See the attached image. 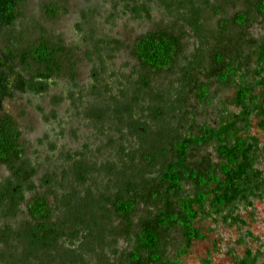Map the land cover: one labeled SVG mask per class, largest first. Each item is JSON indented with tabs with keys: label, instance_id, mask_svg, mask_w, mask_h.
<instances>
[{
	"label": "trees",
	"instance_id": "16d2710c",
	"mask_svg": "<svg viewBox=\"0 0 264 264\" xmlns=\"http://www.w3.org/2000/svg\"><path fill=\"white\" fill-rule=\"evenodd\" d=\"M27 2L0 0V159L22 131L3 101L47 97L50 110L37 108L53 120L49 91L58 78L74 94V130L103 137L106 156L99 146L102 165L94 160L73 176L59 171L70 178L66 211L50 222L51 203L33 201V231L20 237L34 247L44 234L45 255L63 264H182L180 255L205 237L198 218L238 222L239 204L264 193V146L252 133L264 131V0H109L106 20L121 8L149 28L130 40L93 38L97 9H81L78 42L53 28L69 10L66 0H41L33 14ZM123 50L128 60L116 71ZM85 62L91 69L84 79ZM224 88L234 90L232 98L223 99ZM37 172H23L24 180ZM55 175L47 168L41 176ZM6 233L0 258H17L15 235ZM245 237L262 243L251 232L242 243ZM261 256L246 246L233 264H257Z\"/></svg>",
	"mask_w": 264,
	"mask_h": 264
},
{
	"label": "rangeland",
	"instance_id": "374dc122",
	"mask_svg": "<svg viewBox=\"0 0 264 264\" xmlns=\"http://www.w3.org/2000/svg\"><path fill=\"white\" fill-rule=\"evenodd\" d=\"M27 1L28 14H33L39 8L41 0ZM66 2L69 5V10L53 24V28L67 42H78L84 39L83 34L79 33L76 27L81 19V12H79L81 9H97L93 25L99 34H96L93 38L106 34L116 36L121 40H130L137 33L148 29L150 25L146 21L132 19L129 14L123 13L121 8H119V13L114 18L106 20L111 12L109 0H66ZM260 32L263 33L262 30L257 29L256 34ZM126 55L127 53L124 50L117 55L114 62V70L121 69L123 62L128 60ZM90 69V65L87 62L81 64L84 79L88 76ZM59 83L61 88L66 82L61 79ZM114 90L115 92L119 91L116 88ZM53 91L54 89L51 87L49 94H52ZM233 92L232 88H224L220 95L223 96L224 100H228L232 98ZM39 104L43 106L46 112L50 110L49 98L47 97L32 98L27 94H18L11 100L6 99L3 101L4 110L15 117L16 122L21 126L22 138L27 140L31 146L38 145V141L43 135L52 139V130L55 128L53 120L45 121L43 119L37 108ZM71 110L73 108H71L69 103H63L59 107V119H62V121L64 119V121L68 122V125L72 123L71 129H74L73 125L76 124L73 122L74 118H72ZM212 113L210 112L209 119H212ZM209 119L207 118V120ZM78 127L79 130L85 129L82 126ZM252 133L259 138L260 143L264 146V131L253 127ZM41 146L38 152H42L41 156L43 159H50L45 163L50 165L53 154L47 150L44 151L45 144ZM28 152L31 153V150ZM260 168L264 170V153L260 159ZM45 169L47 168L44 167ZM237 211L240 220L230 224L218 221L214 215L198 218L196 226L201 229L205 237L194 240L180 255V262L182 264H202L207 260L208 264H233L235 257L241 255L246 246H250L253 249L259 248L261 250L262 256L257 264H264V193L260 197L251 198L248 203L239 204ZM246 232H251L257 236L262 243L254 242L248 237H245V241L242 243V237ZM169 255L171 258L177 256L175 250L169 251Z\"/></svg>",
	"mask_w": 264,
	"mask_h": 264
},
{
	"label": "flooded vegetation",
	"instance_id": "af4514ba",
	"mask_svg": "<svg viewBox=\"0 0 264 264\" xmlns=\"http://www.w3.org/2000/svg\"><path fill=\"white\" fill-rule=\"evenodd\" d=\"M58 79L54 82V91L52 93V101L54 103L53 121L55 123V128L52 130L53 138L49 139V136L45 137L43 135V137H40L38 145L31 146L27 140L22 138L23 133L21 131V137L16 140V145L10 148L12 151L8 150L5 153L7 156L4 159H0V240L3 241L7 234L6 231L11 230L15 235L14 238L10 239L13 241L11 242L12 245L14 244L11 247L17 257L12 259L11 257H6L10 254H3V257L0 258V264H7L11 261H16L19 264L29 263L23 253L31 254L30 263L32 264H63V259L51 258L45 255L44 251L48 248L47 243H45L44 230H39L40 234L43 235L36 240L34 247H30L34 241L30 239L24 241L20 237L23 231L30 233L33 231L32 224L29 225L32 222L29 219L31 217L28 212L29 206L35 200H39L42 197L46 198V201L51 203L54 210V219L50 220V222L56 221V218L66 211V185L68 179L70 180L69 177L67 179V177L62 176L63 174L59 171H63V169L73 170V174H76L74 170H79L85 166L86 168L90 167L91 162L94 160L97 162V166L102 165L103 158L106 156V152H103L106 149L103 137H100L96 132H92V130L71 129L72 123L68 125V122L64 121V119L63 121L59 119V107L63 103L71 105L74 102V94L66 85L60 88V80ZM50 143L51 147H49ZM43 144H45L46 148H44V151L47 150L53 154L50 165L45 164L50 159H43L41 156L42 152H38ZM99 146V152H103L105 156L101 153L96 155L95 150ZM29 150H31V153L28 152ZM44 167L55 169V177L42 179L41 175ZM33 168H37L38 172L33 174L30 179L24 180L25 175H23V172L25 173ZM19 171L22 173V179ZM72 172L71 176H73ZM70 200L73 205L76 199L72 197ZM55 229L58 230L57 227ZM48 239L50 240L49 236H47ZM0 249H7L4 243L0 244ZM31 250H35V252H31Z\"/></svg>",
	"mask_w": 264,
	"mask_h": 264
}]
</instances>
